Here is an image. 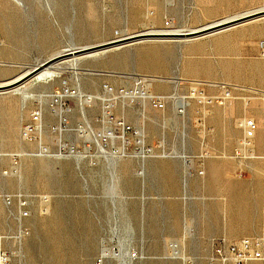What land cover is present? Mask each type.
I'll return each instance as SVG.
<instances>
[{
  "label": "rangeland",
  "instance_id": "1",
  "mask_svg": "<svg viewBox=\"0 0 264 264\" xmlns=\"http://www.w3.org/2000/svg\"><path fill=\"white\" fill-rule=\"evenodd\" d=\"M258 10H264V0H0V82L19 78L70 46L151 28L197 29ZM190 39L133 41L80 56L78 77L69 69L52 80L30 79L0 91V234L8 236L2 243L14 251L11 264H123L115 256L102 257L103 244L128 253L129 264H209L217 239L238 240L242 237L229 233L255 228V222L238 216L246 190L236 183L264 176L252 168L264 163V13ZM134 73L155 79L150 90L167 96L165 109L139 98L118 100L113 113L136 131L142 128L144 147H153L154 156H140L133 131L125 153L117 149L120 138L102 141L104 153L80 136L81 125L87 122L103 134L104 85L130 87ZM177 76L178 84L172 79ZM193 83L209 95L223 94L222 83L238 90L224 104L204 109L186 98ZM65 85L93 96V102L82 108L80 98L68 100L74 108L66 115L70 130L63 131L66 148L60 154V136L52 137L51 131L58 120L50 115L49 103L50 94ZM176 92L188 102L184 112L177 110ZM231 102L240 106L242 117L226 125L232 147L223 149L216 146V132L223 137L224 120L208 118L212 108ZM38 106L46 111L42 142L25 141L21 128ZM251 115L259 121L253 139L258 157L238 158L240 122ZM74 146L80 151L74 153ZM201 167L204 174L196 172ZM3 194L14 196L15 215ZM21 194L30 200L31 215L20 221V235ZM41 195L51 198L45 210ZM171 242L177 249H170Z\"/></svg>",
  "mask_w": 264,
  "mask_h": 264
},
{
  "label": "built area",
  "instance_id": "2",
  "mask_svg": "<svg viewBox=\"0 0 264 264\" xmlns=\"http://www.w3.org/2000/svg\"><path fill=\"white\" fill-rule=\"evenodd\" d=\"M134 84L129 86H120L119 88H114L109 84L104 85L105 96L102 98L103 101V118L105 124H107L106 133L103 135V141H108L112 139V136L123 139L126 143L129 142L127 134L133 131L138 135L133 126L128 124L124 117H115L113 113V107L118 100H133L146 99L149 103L157 109H165L167 96L161 93H153L150 90L152 86V76L133 74ZM147 86L148 91L143 90V87ZM221 88L224 89L223 94L209 95L206 89L200 83H193L188 90V95L186 98L195 100L204 109L217 102L219 104H224L227 100L234 98L233 91L238 90L237 85H229L222 83ZM70 98H80L82 108L88 107L93 102V96L82 95L80 91L69 85L63 86L59 90H55L50 94V115L54 116L58 120V124L51 127V131L56 135L52 137L60 136L59 141H57V151L58 153H63L65 150V145L61 139L63 131L68 129L66 126L68 124L67 113L73 111L74 105L69 103ZM188 104V102H186ZM186 104L180 106L177 109L179 112H184ZM207 113V111H206ZM46 118V111L43 107H35L31 113L29 119L24 123L21 128L20 137L25 141H36L42 142L43 134L45 133L44 123ZM107 121V122H106ZM240 125L243 129V137L240 140L239 145L236 148V156L238 158H254L258 157L253 151V139L259 129V123L253 117H245L241 120ZM66 131V130H65ZM120 131V134H118ZM125 143V144H126ZM137 143V142H136ZM138 144V143H137ZM89 145V144H88ZM91 146V145H89ZM46 149V146H42ZM144 155L147 157L153 155V147H144ZM91 147L88 152H90ZM244 150H247V155L244 154ZM74 153L79 152L78 148L72 147ZM116 152V150H114ZM140 152V145H139ZM264 159V156H260ZM198 174H204V168H199L196 170ZM189 175L193 174V171L188 168ZM239 175H243V171L239 172ZM263 192H262V207H261V228L260 231L253 236H244L238 240L228 241L225 238L217 239L212 245V251L207 257L209 264H249L251 262H259L264 264V176H263ZM41 200L43 202V209L45 210L50 204V196L41 195ZM3 203L9 208L11 215H15L11 206L14 202V196L11 194H3ZM19 213L17 219L19 220V233L20 235L24 232V228L21 226L20 221L23 218L29 217L31 215L30 200L27 196L19 195ZM8 236L0 234V264H11L14 251L3 245L2 240L7 239ZM170 249H177L178 244L175 242L170 243ZM133 255H136L134 253Z\"/></svg>",
  "mask_w": 264,
  "mask_h": 264
},
{
  "label": "water",
  "instance_id": "3",
  "mask_svg": "<svg viewBox=\"0 0 264 264\" xmlns=\"http://www.w3.org/2000/svg\"><path fill=\"white\" fill-rule=\"evenodd\" d=\"M264 13V10H260L257 12L248 13L242 16L233 17L231 19H227L224 21H220L211 25L204 26L202 28L196 29V30H188L184 31L180 34H167V33H137L132 35H127L122 38H115L106 42L87 45V46H79L75 48H67L63 50L62 52H59L44 61L37 63L35 66H33L31 69H29L28 72H25L22 76L19 78L8 82V83H0V91H5L8 89H12L14 87H17L19 85H22L26 81L30 80L33 76H35L37 73L42 71L43 69L53 65L56 62H59L61 60L67 59V58H74V57H80L85 55H90L92 53H96L98 51L104 50V49H111L117 46H121L123 44H127L133 41H139L143 39H168V38H175V39H190V38H197L209 33H213L219 30H223L225 28H228L230 26H233L235 24L244 22L246 20L255 18L261 14Z\"/></svg>",
  "mask_w": 264,
  "mask_h": 264
},
{
  "label": "bare ground",
  "instance_id": "4",
  "mask_svg": "<svg viewBox=\"0 0 264 264\" xmlns=\"http://www.w3.org/2000/svg\"><path fill=\"white\" fill-rule=\"evenodd\" d=\"M259 11V10H258ZM231 18H233V17H228V18H224V19H222V20H218V21H215V22H213V23H210V24H208V25H211V24H214V23H217V22H220V21H224V20H227V19H231ZM206 26H207V24H206ZM197 29H199V28H197ZM189 30H196V29H189ZM184 31H188V29H186V30H184V29H166V28H161V29H148V30H144V31H140L139 33L140 34H142V33H157V32H161V33H167V34H180V33H182V32H184ZM220 31H222V30H219V31H216V32H220ZM216 32H213V33H216ZM136 34V33H135ZM128 34H126V35H124V36H127ZM124 36H122V37H124ZM122 37H119V38H122ZM172 39H175V38H172ZM145 40V39H144ZM153 40V39H152ZM191 40V39H190ZM108 41V40H107ZM133 43V42H132ZM85 46H87V45H85ZM123 46V45H122ZM69 47V46H68ZM75 47H79V46H70L69 48H75ZM120 48V47H119ZM63 50H65V49H63ZM62 50V51H63ZM108 49H104V50H101V51H98V52H96V53H92V54H90L89 55V57H91V56H97L98 54H100V53H104V52H106ZM62 51H60V52H62ZM59 53V52H58ZM79 58L80 57H74V58H67V59H64V60H61V61H59V62H56V63H54L53 65H51V66H49V67H47V68H45V69H43L42 71H40L39 73H37L35 76H33L31 79L32 80H35L36 82H45V81H48V80H52V79H55V78H58L59 76H61V73L64 71V70H72V72H74V73H76V76L78 75L77 73H78V69H79V67H78V62H79ZM93 58V57H92ZM81 69V68H80ZM29 70H27L26 72H28ZM23 73H25V72H23ZM21 75V74H20ZM22 76V75H21ZM78 77V76H77ZM159 77V76H158ZM156 78V77H155ZM164 79V78H163ZM172 79L175 81V83L176 84H178L179 82H178V80H179V78H178V76L177 77H172ZM155 80V79H154ZM160 81L162 80L161 79V77H160V79H159ZM169 80V79H168ZM11 81V80H10ZM9 81V82H10ZM163 81V80H162ZM165 81H166V79H165ZM1 83V82H0ZM7 83V82H6ZM33 83V82H32ZM143 90H145V91H148V87L147 86H145V87H143ZM264 91V90H263ZM5 92V91H4ZM8 92V91H7ZM0 93H2V92H0ZM174 94H177V92L176 93H174ZM173 97V99L174 100H176L177 101V105H180V106H182V105H184L185 103H186V101H185V97H183V96H178V94L176 95V96H172ZM83 113V112H82ZM87 121V120H86ZM82 124H84V123H82ZM66 131H68V130H70V128L69 129H65ZM106 130L107 129H105L104 130V132H103V134H99V133H97V131H94L93 130V128L92 127H90L89 125H88V123L86 122V124H84V125H81V129H80V131H81V134H80V136H83V137H85L86 138V140L87 141H89V142H93V143H95V144H97V145H99L98 147L100 148V150L102 151V144H103V135L106 133ZM140 132H138V139H137V143L138 144H140L141 146H140V152H139V154H140V156H142V157H144L145 155V153H144V139H143V130H142V128L139 130ZM112 138H117V137H114V136H112ZM59 139L60 138H58L57 139V141H59ZM101 142V143H100ZM126 142L125 141H122V144L121 145H119L118 146V150L121 152V153H125V149H126V144H125ZM90 145V144H89ZM41 151L42 152H49V150L46 148V149H44V148H42L41 149ZM85 151H87L88 152V147H86V149H85ZM103 152H104V149H103ZM105 153V152H104ZM174 155V154H173ZM177 157L179 156V155H177V154H175ZM183 155V154H182ZM151 156H154V153H153V155H151ZM182 157V156H181ZM114 163V162H113ZM112 165V164H111ZM112 167H113V165H112ZM114 170V169H113ZM113 170H111V172L112 173H114V171ZM114 175V174H113ZM189 231V230H188ZM128 254V253H127ZM127 254H125L122 250H119L118 252L117 251H114V250H112L109 246H107L106 244H103V248H102V252H101V256L102 257H105V258H107V257H111V256H115V257H117L118 259H120L121 261H122V263L123 264H129V259H127Z\"/></svg>",
  "mask_w": 264,
  "mask_h": 264
},
{
  "label": "crops",
  "instance_id": "5",
  "mask_svg": "<svg viewBox=\"0 0 264 264\" xmlns=\"http://www.w3.org/2000/svg\"><path fill=\"white\" fill-rule=\"evenodd\" d=\"M212 114L208 118V120H211V118H217L221 117L224 120L225 126L223 131V137L219 133L216 132V146L223 149H229L232 147V144L227 141L226 137V125L230 123L231 125L241 119L242 112L240 109V106H238L235 102H231L229 104H226L225 106H216L212 108ZM256 119L253 115L249 116ZM257 120V119H256ZM257 122H259L257 120ZM216 131V128H215ZM253 171L256 174H263L264 175V163L263 165H254ZM240 171H243V174L245 173V169H241ZM239 171V172H240ZM239 175V174H238ZM263 178V177H262ZM241 190H246L245 194L242 191L241 194L246 195V202H243V198H241V202L239 205V212L238 216L240 219H244L246 221H251L252 224L255 222V228L252 230H243L241 232H230L229 235L232 237H244V236H253L257 234L260 231L261 228V207H262V192H263V180L259 178H256L253 181L248 180H241L236 183ZM217 211L221 212L223 215L224 209L222 207H219ZM254 214L256 217H254ZM232 221V220H231ZM249 264H260L259 262H251Z\"/></svg>",
  "mask_w": 264,
  "mask_h": 264
}]
</instances>
